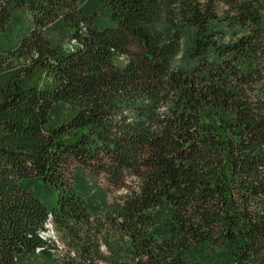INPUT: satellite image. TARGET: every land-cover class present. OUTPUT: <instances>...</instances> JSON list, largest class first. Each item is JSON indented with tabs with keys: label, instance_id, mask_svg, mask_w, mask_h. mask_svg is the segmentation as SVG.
<instances>
[{
	"label": "trees",
	"instance_id": "obj_1",
	"mask_svg": "<svg viewBox=\"0 0 264 264\" xmlns=\"http://www.w3.org/2000/svg\"><path fill=\"white\" fill-rule=\"evenodd\" d=\"M0 264H264V0H0Z\"/></svg>",
	"mask_w": 264,
	"mask_h": 264
},
{
	"label": "bare ground",
	"instance_id": "obj_2",
	"mask_svg": "<svg viewBox=\"0 0 264 264\" xmlns=\"http://www.w3.org/2000/svg\"><path fill=\"white\" fill-rule=\"evenodd\" d=\"M49 234H50V235H49ZM46 237H47V238H49V237H50V238H53L52 233H51V232H48V234H46Z\"/></svg>",
	"mask_w": 264,
	"mask_h": 264
},
{
	"label": "rangeland",
	"instance_id": "obj_3",
	"mask_svg": "<svg viewBox=\"0 0 264 264\" xmlns=\"http://www.w3.org/2000/svg\"><path fill=\"white\" fill-rule=\"evenodd\" d=\"M50 235V234H49Z\"/></svg>",
	"mask_w": 264,
	"mask_h": 264
}]
</instances>
